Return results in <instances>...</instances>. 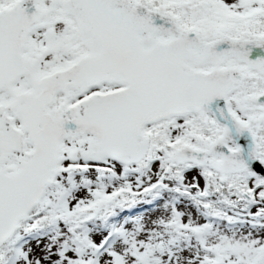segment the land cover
<instances>
[{"label":"snow or ice","instance_id":"1","mask_svg":"<svg viewBox=\"0 0 264 264\" xmlns=\"http://www.w3.org/2000/svg\"><path fill=\"white\" fill-rule=\"evenodd\" d=\"M0 264H264V0H0Z\"/></svg>","mask_w":264,"mask_h":264}]
</instances>
